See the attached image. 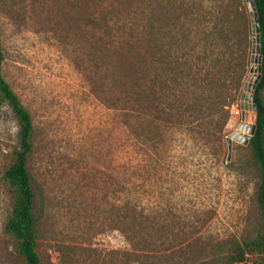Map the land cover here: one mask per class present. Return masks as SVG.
Instances as JSON below:
<instances>
[{
	"label": "rangeland",
	"instance_id": "obj_1",
	"mask_svg": "<svg viewBox=\"0 0 264 264\" xmlns=\"http://www.w3.org/2000/svg\"><path fill=\"white\" fill-rule=\"evenodd\" d=\"M219 3L0 0L1 75L32 121L26 166L39 264H264V252L243 246L264 233L248 142L231 138L226 160L240 94H251L256 74L250 11L243 0ZM215 47L223 56L211 83L190 79L195 88L183 89L181 76H202L211 64L202 50ZM192 101L199 126L186 131L174 109ZM16 145V120L0 99V264H24L3 231L1 175ZM235 245L245 260L228 259Z\"/></svg>",
	"mask_w": 264,
	"mask_h": 264
},
{
	"label": "trees",
	"instance_id": "obj_2",
	"mask_svg": "<svg viewBox=\"0 0 264 264\" xmlns=\"http://www.w3.org/2000/svg\"><path fill=\"white\" fill-rule=\"evenodd\" d=\"M217 1H219V5H221L222 0ZM253 3L259 26L258 55L260 56V70L251 91V102L254 104V130L249 137L248 144L260 172L256 190V201L260 214L264 219V101L261 96V92L264 90V0H253ZM219 20H221V18H219ZM222 22H224V20ZM213 32L214 30H205L206 36ZM174 38V41L177 42L183 40L179 37ZM193 48L194 47H191L190 50H193ZM217 49L218 52L211 54V56L206 54L205 49L202 50L201 60L204 62L210 61L211 64H206V71L200 77L199 72L189 74L190 65L187 64L188 59L186 58L188 51L181 52L180 58H183V61H180V64L184 69L189 70L181 76L184 80L182 84L183 89L188 90L190 87L195 88V83H191L190 79L196 82L199 81V83L204 85L211 83L210 81L213 80V76L210 71L221 65V57L223 56L220 47ZM2 58L0 49V99L6 102L17 123V145L11 150L10 162L2 171L1 175L7 185L10 198V210L4 220L3 231L12 237L14 249L16 253L22 257L24 264H39V259L35 251L37 230L32 213L34 193L30 183V173L26 166V158L31 149L32 121L27 109L23 106L18 96L1 75ZM192 102H188V106L185 102L184 104L178 102L179 105L174 109V113L177 115L178 119L179 117L185 118V116H187L186 119H179L177 121L186 131L190 130V128L199 126L198 118H196L193 113L196 109H192L191 111V107L193 108V105H196V103L195 101ZM210 122L212 121L210 120ZM243 246L249 252H264V233L257 236L256 239L244 241ZM245 249L241 248L239 245H235L231 249V253L227 255L228 259L235 261L245 260Z\"/></svg>",
	"mask_w": 264,
	"mask_h": 264
},
{
	"label": "water",
	"instance_id": "obj_3",
	"mask_svg": "<svg viewBox=\"0 0 264 264\" xmlns=\"http://www.w3.org/2000/svg\"><path fill=\"white\" fill-rule=\"evenodd\" d=\"M246 3V6L248 10L250 11V21H251V26H250V31H251V46H250V57H249V62H250V70H254L256 74L254 75L253 78V83L256 82L258 78V73L260 70L259 62H260V56L258 55L259 51V26L257 22V15L254 12V3L253 0H243ZM253 63H256L255 65ZM247 89L252 91L253 89V84L248 85ZM252 100V93L251 94H245L244 91L241 92L240 94V102L239 106L241 108V121L238 125L237 131H235L230 137L226 138V146H227V154H226V160L229 159V150H230V141L231 138L233 140L238 141V143L246 144L249 140V137L252 135L253 130H254V125L245 123L242 121V117L244 114L243 109H251L252 111L254 110V104L251 102ZM248 101V103L246 102ZM244 132V134H242Z\"/></svg>",
	"mask_w": 264,
	"mask_h": 264
}]
</instances>
